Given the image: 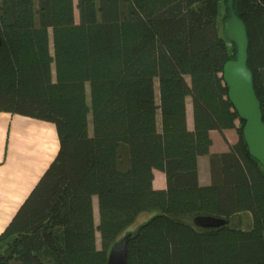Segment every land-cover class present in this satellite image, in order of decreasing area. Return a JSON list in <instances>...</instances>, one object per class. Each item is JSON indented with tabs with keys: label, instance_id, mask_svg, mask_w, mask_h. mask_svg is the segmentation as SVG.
Here are the masks:
<instances>
[{
	"label": "trees",
	"instance_id": "trees-1",
	"mask_svg": "<svg viewBox=\"0 0 264 264\" xmlns=\"http://www.w3.org/2000/svg\"><path fill=\"white\" fill-rule=\"evenodd\" d=\"M228 2L0 0V112L51 122L59 138L0 234V264H106L127 234V264H264V169L223 79L237 52L219 27ZM234 9L264 121V0ZM228 129L238 140L210 156L201 185L210 133Z\"/></svg>",
	"mask_w": 264,
	"mask_h": 264
},
{
	"label": "crops",
	"instance_id": "crops-1",
	"mask_svg": "<svg viewBox=\"0 0 264 264\" xmlns=\"http://www.w3.org/2000/svg\"><path fill=\"white\" fill-rule=\"evenodd\" d=\"M187 122L192 129L193 108L190 100L187 104ZM210 135V152L198 160L201 185L211 183L210 156L227 152L230 145L238 140L234 129L225 130L222 135L213 130ZM58 150L59 138L53 123L0 112V234L53 162ZM154 175V187L165 189V174L155 170Z\"/></svg>",
	"mask_w": 264,
	"mask_h": 264
},
{
	"label": "water",
	"instance_id": "water-1",
	"mask_svg": "<svg viewBox=\"0 0 264 264\" xmlns=\"http://www.w3.org/2000/svg\"><path fill=\"white\" fill-rule=\"evenodd\" d=\"M229 17L225 21L223 34L236 47V57L229 60L223 69V79L228 88V97L244 121L243 137L250 155L264 169V121L260 101L254 88L253 73L248 67L249 37L244 21L234 9V0L228 2ZM2 40L0 37V46ZM225 222L210 217H198L195 224L202 228L218 227ZM127 234L110 250L106 264H127L130 238Z\"/></svg>",
	"mask_w": 264,
	"mask_h": 264
},
{
	"label": "rangeland",
	"instance_id": "rangeland-1",
	"mask_svg": "<svg viewBox=\"0 0 264 264\" xmlns=\"http://www.w3.org/2000/svg\"><path fill=\"white\" fill-rule=\"evenodd\" d=\"M75 2L77 3V0H75ZM225 15H226V9H225V7H223L222 15H221V18L219 20V27H220L222 33H223L224 24L226 21ZM76 21L79 22V11L77 9H76ZM89 131H90V133L92 132V122H91V116L90 115H89ZM220 141L222 142V138L220 139ZM95 212H96V220L98 222L97 198H95ZM149 217H150V214L142 215L133 225H131L129 227L128 231H136L138 229V227L141 224H143ZM97 242H98V246H100V235L99 234H97Z\"/></svg>",
	"mask_w": 264,
	"mask_h": 264
}]
</instances>
